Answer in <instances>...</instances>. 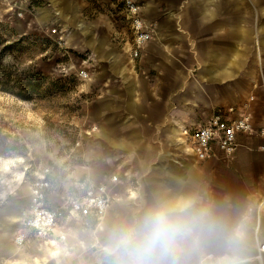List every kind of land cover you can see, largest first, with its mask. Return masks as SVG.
I'll return each instance as SVG.
<instances>
[{
    "label": "crops",
    "instance_id": "1",
    "mask_svg": "<svg viewBox=\"0 0 264 264\" xmlns=\"http://www.w3.org/2000/svg\"><path fill=\"white\" fill-rule=\"evenodd\" d=\"M72 1L49 0L68 22L69 36L75 33L77 45L87 44L95 56L97 70L87 81L104 88L97 97L93 138L108 151L102 155L98 150L96 156L127 169L130 181L110 189L113 197L98 225L92 219L68 220L61 229L64 239L39 246L28 238L27 252L15 243L16 233L7 235L16 224L6 215L22 209L0 210V264H70L74 253L75 264H108L103 253L107 227L161 187L228 204L232 215L245 221L244 264H258L257 245L264 243V151L259 149L264 139L239 135L228 164L216 158L201 162L188 151L184 131L227 106L252 115L256 108L261 119L254 122L264 124V0H138L152 33L138 68L130 54L131 31L125 43L110 40L109 27L86 21ZM85 181L74 183L77 192ZM73 222L82 232L94 226V249L73 240ZM203 259L211 264L213 256Z\"/></svg>",
    "mask_w": 264,
    "mask_h": 264
},
{
    "label": "rangeland",
    "instance_id": "2",
    "mask_svg": "<svg viewBox=\"0 0 264 264\" xmlns=\"http://www.w3.org/2000/svg\"><path fill=\"white\" fill-rule=\"evenodd\" d=\"M4 2L0 0V49L11 41L14 45L3 53L2 63L14 66L18 73L32 65L40 73L41 82L30 98L0 90V210L23 211L30 202L33 181L45 168H49L46 178L50 180L45 201L53 208L83 193L75 190V182L87 180L84 189L96 184L88 183L91 180L105 177L103 182H107L117 174L120 182L109 184L110 189L113 186L117 189L120 183L130 181L127 169H116L96 156L98 150L102 155L108 151L106 145L97 147L93 138L98 125L94 117L97 97L104 87L87 81L97 70L92 49L86 43L84 47L78 46L75 33L69 36L71 31H65L68 22L49 0ZM72 3L86 21L107 25L110 40L125 43L130 38L127 20L114 0H73ZM133 58L138 68L140 56ZM82 69L87 72L86 78L77 75ZM253 117L261 119L256 108ZM220 162L228 164L230 160ZM133 186H137L136 181ZM68 220L75 221L69 218L63 222ZM100 221H95V225ZM73 227V240L94 249V226L87 227L88 232H82L78 224L74 223ZM20 228L19 231L23 230L22 224ZM28 238L44 246V241ZM25 242L18 248L27 252L30 242ZM66 242L70 250L74 249V243ZM70 260V264H75V253ZM256 262L264 264V253L258 251V245Z\"/></svg>",
    "mask_w": 264,
    "mask_h": 264
},
{
    "label": "clouds",
    "instance_id": "3",
    "mask_svg": "<svg viewBox=\"0 0 264 264\" xmlns=\"http://www.w3.org/2000/svg\"><path fill=\"white\" fill-rule=\"evenodd\" d=\"M245 243L228 204L161 187L107 227L103 253L108 264H244Z\"/></svg>",
    "mask_w": 264,
    "mask_h": 264
},
{
    "label": "built area",
    "instance_id": "4",
    "mask_svg": "<svg viewBox=\"0 0 264 264\" xmlns=\"http://www.w3.org/2000/svg\"><path fill=\"white\" fill-rule=\"evenodd\" d=\"M116 2L130 27L132 35L130 54L132 57H138L152 39L151 29L142 15V5L138 0ZM77 75L86 78L87 72L82 69ZM184 132L189 138L187 149L197 160L203 161L208 158L230 160L236 152L238 136L249 135L264 139V124L256 125L253 115L249 112L227 106L225 109L213 111L200 125ZM259 149L264 151V144L260 145ZM48 172L49 168H45L33 181L30 202L22 211L23 230L17 232L14 237L17 245L23 244L29 235L44 242L56 237L64 239L65 233L61 231L63 220L69 218L100 221L113 197L109 184L120 182L117 174L112 175L107 182L91 184L83 189L82 194L53 208L45 201V191L50 187V180L46 178ZM56 232L59 235H56ZM258 251L264 253V243L258 247Z\"/></svg>",
    "mask_w": 264,
    "mask_h": 264
},
{
    "label": "trees",
    "instance_id": "5",
    "mask_svg": "<svg viewBox=\"0 0 264 264\" xmlns=\"http://www.w3.org/2000/svg\"><path fill=\"white\" fill-rule=\"evenodd\" d=\"M13 45L11 41L0 49V90L22 98H30L39 88L40 73L32 65L27 66L23 72L18 73L14 66L2 63L1 56Z\"/></svg>",
    "mask_w": 264,
    "mask_h": 264
},
{
    "label": "bare ground",
    "instance_id": "6",
    "mask_svg": "<svg viewBox=\"0 0 264 264\" xmlns=\"http://www.w3.org/2000/svg\"><path fill=\"white\" fill-rule=\"evenodd\" d=\"M22 215H23V212H12V213H9L7 216V218L10 220V224L12 223H15L16 224V228L15 229H12V231L8 232L7 235H9L10 237H13V235L17 232H19V230L21 229L19 227V221H20V217L22 219ZM2 236V235H1ZM13 239V238H12ZM261 245V244H260ZM259 245V246H260ZM14 246V245H13ZM258 246V247H259ZM53 256V254H52ZM42 261V260H41Z\"/></svg>",
    "mask_w": 264,
    "mask_h": 264
}]
</instances>
